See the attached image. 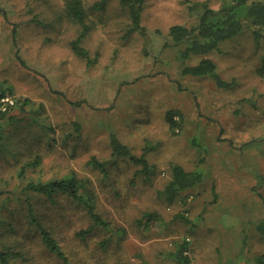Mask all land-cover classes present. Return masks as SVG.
<instances>
[{"label": "rangeland", "instance_id": "1", "mask_svg": "<svg viewBox=\"0 0 264 264\" xmlns=\"http://www.w3.org/2000/svg\"><path fill=\"white\" fill-rule=\"evenodd\" d=\"M82 1L89 65L70 49L79 27L64 17L63 0H0V83L43 109L54 130L53 146L43 148L45 178L89 177L109 224V232L81 240V212L58 222L69 264H176L171 253L183 240L190 264H255L264 254L255 231L264 220V79L257 74L264 41L257 46L244 30L210 55L228 83L220 89L210 78L183 76L186 64L163 45L171 26L195 23V4L217 9L222 0H145V36H126L129 20L117 1L102 12L89 9L100 0ZM170 110L182 115L175 134L165 121ZM72 121L81 133L67 140ZM111 135L132 155L145 152L151 173L135 174L140 167L128 159L111 164ZM90 157L109 162L107 178L88 165ZM174 165L201 172L202 180L168 202L161 193ZM144 213L160 220L144 229L137 223Z\"/></svg>", "mask_w": 264, "mask_h": 264}, {"label": "trees", "instance_id": "2", "mask_svg": "<svg viewBox=\"0 0 264 264\" xmlns=\"http://www.w3.org/2000/svg\"><path fill=\"white\" fill-rule=\"evenodd\" d=\"M112 1L118 2L129 20L126 36L133 32L145 36V29L141 26L145 0H100L89 9L102 12ZM191 10L195 23L191 27L171 26L167 30L168 41L163 48L176 49L177 59L181 64H186L182 65L183 76L207 77L220 89L226 88L228 83L217 73L216 63L210 55L218 52L222 44L244 30H250L257 46L264 41V0H222L217 9L207 3H200ZM62 11L70 23L79 27L77 37L69 43L71 51L89 65L88 52L81 45L91 28L83 1L63 0ZM16 32L14 25L13 40ZM262 62L257 74L264 79V57ZM5 97H10L14 103L2 110L1 100ZM73 105L79 106L80 103ZM43 112L40 107L32 108V102L27 98L14 99L12 88L6 87L4 82L0 83V264H44L46 258L69 264L67 253L56 236L57 229L61 230L57 223L63 225L77 212L84 215L86 222V228L76 233L81 240L92 232H109L108 222L97 209V192L89 177L70 171L58 177L45 178L44 159L47 150L43 148L53 146L54 130L46 123L45 117L42 120ZM165 121L169 132L175 134L180 128L182 115L177 110H170L165 113ZM80 133V123L72 121L65 139L78 138ZM109 148L111 164L119 159H128L140 167L135 174L151 173L152 166L148 164L145 152L139 157L132 155L129 148L114 135L110 136ZM109 162L90 157L88 165L107 178ZM201 180V172L186 171L174 165L171 168V180L161 194L171 202ZM159 220L160 217L155 213H144L137 223L148 229ZM255 231L264 238V220L255 226ZM171 256L176 264H190L186 241L179 243ZM255 264H264V254L255 258Z\"/></svg>", "mask_w": 264, "mask_h": 264}, {"label": "built area", "instance_id": "3", "mask_svg": "<svg viewBox=\"0 0 264 264\" xmlns=\"http://www.w3.org/2000/svg\"><path fill=\"white\" fill-rule=\"evenodd\" d=\"M1 103L3 104L2 110H5L7 105L12 106L14 101L10 97H5L1 100Z\"/></svg>", "mask_w": 264, "mask_h": 264}]
</instances>
